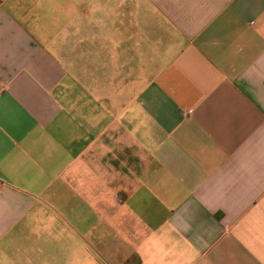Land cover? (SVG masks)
<instances>
[{"label":"crops","instance_id":"obj_1","mask_svg":"<svg viewBox=\"0 0 264 264\" xmlns=\"http://www.w3.org/2000/svg\"><path fill=\"white\" fill-rule=\"evenodd\" d=\"M0 264H264V0H0Z\"/></svg>","mask_w":264,"mask_h":264}]
</instances>
